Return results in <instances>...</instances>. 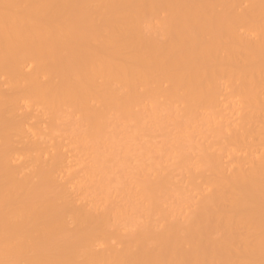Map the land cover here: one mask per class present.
<instances>
[{"label": "bare ground", "instance_id": "1", "mask_svg": "<svg viewBox=\"0 0 264 264\" xmlns=\"http://www.w3.org/2000/svg\"><path fill=\"white\" fill-rule=\"evenodd\" d=\"M0 264H264V0H0Z\"/></svg>", "mask_w": 264, "mask_h": 264}]
</instances>
